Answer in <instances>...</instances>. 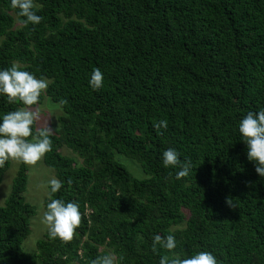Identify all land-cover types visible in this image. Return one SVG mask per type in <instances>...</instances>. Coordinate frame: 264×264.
Instances as JSON below:
<instances>
[{"label": "trees", "instance_id": "16d2710c", "mask_svg": "<svg viewBox=\"0 0 264 264\" xmlns=\"http://www.w3.org/2000/svg\"><path fill=\"white\" fill-rule=\"evenodd\" d=\"M34 5L43 19L25 25L0 0V69L15 62L48 80L60 114L43 163L64 184L47 188L43 208L51 198L76 202L81 224L71 241L46 231L24 249L37 209L25 199L29 168L20 162L0 206V264H92L108 253L115 264H159L194 251L219 264H264V178L238 131L248 111L264 108V0ZM95 68L99 90L88 84ZM42 102L43 94L31 107ZM18 107L0 96V115ZM161 120L168 127L158 134ZM167 148L191 163L188 176L163 166ZM9 167L0 166V184ZM157 234L175 237L173 253L153 248Z\"/></svg>", "mask_w": 264, "mask_h": 264}, {"label": "clouds", "instance_id": "9594fccd", "mask_svg": "<svg viewBox=\"0 0 264 264\" xmlns=\"http://www.w3.org/2000/svg\"><path fill=\"white\" fill-rule=\"evenodd\" d=\"M13 8L18 9V15L23 18L25 25H38L42 17L34 10V0H11ZM104 74L99 68L93 69L88 80L93 90L103 87ZM49 87L46 78H37L33 73L22 70L18 63L11 67L0 69V96H6L9 103L17 100L23 105L14 111L0 115V166L9 160H18L25 164H35L51 150V135L53 130L47 126L33 133V125L37 121V112L31 106L37 105L41 94ZM168 127L167 121L161 120L154 125L159 129ZM238 131L247 146V157L255 162L256 172L264 178V108L258 111H248L239 121ZM32 137L31 140L27 139ZM162 163L165 168H178L176 179L180 180L189 175L190 162H183L174 148L162 152ZM70 184L71 182L68 181ZM64 181L50 179L48 188L55 194L61 190ZM227 203L231 206V200ZM81 212L76 202H66L64 199L51 198L46 204L42 223L46 225L50 238L71 241L76 229L81 224ZM173 253L177 241L173 235L162 237L157 234L153 238V248L156 246ZM92 264H115L112 253L98 256ZM159 264H219L217 257L211 251H194L188 256L173 254L162 256Z\"/></svg>", "mask_w": 264, "mask_h": 264}, {"label": "rangeland", "instance_id": "374dc122", "mask_svg": "<svg viewBox=\"0 0 264 264\" xmlns=\"http://www.w3.org/2000/svg\"><path fill=\"white\" fill-rule=\"evenodd\" d=\"M46 91V90H45ZM45 91L43 94V102L38 107L33 109L37 112V128L49 126L52 130L58 127V115L60 112L51 107L55 106L49 98H47ZM57 120V121H56ZM62 153L69 155L67 148H62ZM10 167L3 175L0 184V206L4 205L12 188V183L19 170L21 161L9 159ZM29 168L28 184L26 192L24 193L27 202L36 206L37 213L30 220V234L25 240L23 247L25 250H33L35 243L47 231L46 225L42 223L44 208L43 200L48 196V181L56 178L54 171L46 167L43 163V157L35 164H27Z\"/></svg>", "mask_w": 264, "mask_h": 264}]
</instances>
